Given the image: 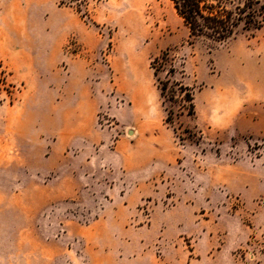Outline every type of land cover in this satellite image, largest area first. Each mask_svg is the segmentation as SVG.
<instances>
[{
    "label": "rangeland",
    "instance_id": "1",
    "mask_svg": "<svg viewBox=\"0 0 264 264\" xmlns=\"http://www.w3.org/2000/svg\"><path fill=\"white\" fill-rule=\"evenodd\" d=\"M50 2L0 19V264H264V27L210 49L171 0ZM40 42L60 59L23 64ZM236 80L249 131L202 125L197 96ZM143 121L159 138L133 152ZM154 146L175 160L156 167Z\"/></svg>",
    "mask_w": 264,
    "mask_h": 264
},
{
    "label": "crops",
    "instance_id": "2",
    "mask_svg": "<svg viewBox=\"0 0 264 264\" xmlns=\"http://www.w3.org/2000/svg\"><path fill=\"white\" fill-rule=\"evenodd\" d=\"M28 1L29 3L26 5V2L23 3L22 0H0V10L2 9L3 16L0 19H3L4 22H6L8 19L11 23L13 22L18 24L19 20H16L14 13L11 14L9 10H14L15 13L24 14L25 12L28 13L30 9L31 11H36L35 14H39V16L41 17H43L47 13H51L52 11H54V8H52L51 6L52 4L50 0ZM0 22L2 21L0 20ZM62 52L63 51L59 43L53 44L51 47H48L44 44V42H40L35 46L26 47L24 49V55L26 60H24L22 63L27 65L33 64L34 62L52 64L54 62L49 59V53L50 56L54 57L55 59H60ZM73 64H76L75 59L73 61L71 60L70 66H73ZM246 87V81L236 80L233 91L222 93L220 90L212 89L205 95L204 98H200V96H197V108L200 106V103H206L205 107L207 115V124L202 125L215 129L231 128L232 126V128H234L236 132L249 131L248 126L254 121V117L250 115V113L252 110L255 111L254 106L257 100L253 99L252 96H245L244 93L239 90V88L242 89ZM202 92L203 90L201 91V93ZM67 97L70 103L74 105L90 102V97L87 96V94L84 92H82L81 94L69 92ZM215 110L218 111V113H216ZM79 116L80 114L76 109V111L73 113L75 124H77ZM160 127L161 126H159L158 124L156 125L149 121H143L141 124H133L131 128H127L126 131H131L132 134L136 136V142H132V151L134 152L136 149L139 148L137 145L138 141L141 139L142 136L148 139L149 141L156 142L157 138H159V133H157V137L154 134L152 135V137H149V134L152 132H156V129L160 130ZM141 128H145L150 132L142 133ZM151 150L153 152L152 157H154L151 159V161L156 164V167L168 166L170 163L173 162V160H175V157L173 158L172 156L171 158H166L167 156L164 157V155L162 154L163 150L161 147L154 146V148ZM118 156L121 157L120 155ZM118 161L119 160H116V165L118 164L123 166V163H126V165L129 164V162H124V160L119 162ZM134 162L135 160L133 158L131 160V163L134 164Z\"/></svg>",
    "mask_w": 264,
    "mask_h": 264
},
{
    "label": "trees",
    "instance_id": "3",
    "mask_svg": "<svg viewBox=\"0 0 264 264\" xmlns=\"http://www.w3.org/2000/svg\"><path fill=\"white\" fill-rule=\"evenodd\" d=\"M171 2L176 14L188 29L187 43L191 46L201 41L210 49H216L234 38L240 30H260L264 27V0H171ZM168 58L169 53L164 52L162 60L156 58L153 64L160 61L164 64ZM157 70L155 69V76ZM173 71L174 69L170 70ZM160 83L158 88L164 96L167 86ZM189 100L193 101V98L190 96ZM170 113L167 122H172ZM194 114V105L191 104L189 115Z\"/></svg>",
    "mask_w": 264,
    "mask_h": 264
},
{
    "label": "built area",
    "instance_id": "4",
    "mask_svg": "<svg viewBox=\"0 0 264 264\" xmlns=\"http://www.w3.org/2000/svg\"><path fill=\"white\" fill-rule=\"evenodd\" d=\"M117 102H118L119 104H123V105H124V100H122V99H118Z\"/></svg>",
    "mask_w": 264,
    "mask_h": 264
},
{
    "label": "water",
    "instance_id": "5",
    "mask_svg": "<svg viewBox=\"0 0 264 264\" xmlns=\"http://www.w3.org/2000/svg\"><path fill=\"white\" fill-rule=\"evenodd\" d=\"M129 134H132V132H131V131H129Z\"/></svg>",
    "mask_w": 264,
    "mask_h": 264
}]
</instances>
